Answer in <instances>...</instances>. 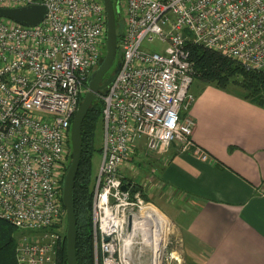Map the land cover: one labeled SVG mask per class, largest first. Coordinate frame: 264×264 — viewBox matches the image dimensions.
Segmentation results:
<instances>
[{
    "label": "built area",
    "instance_id": "1",
    "mask_svg": "<svg viewBox=\"0 0 264 264\" xmlns=\"http://www.w3.org/2000/svg\"><path fill=\"white\" fill-rule=\"evenodd\" d=\"M33 3L47 6L34 26L0 17V218L21 230L18 264H59L71 122L106 51L107 14L103 0H0V6ZM123 9L121 67L98 92L104 107L92 206L95 264L98 256L102 264H134L136 233L126 220L142 207L158 211L121 173L135 169L140 147L164 155L175 144L209 158L193 140L189 44L264 70V0H126ZM109 215L118 221L113 228ZM167 222V229L144 230L148 242L140 232L153 264H171L169 254L180 261L169 251Z\"/></svg>",
    "mask_w": 264,
    "mask_h": 264
},
{
    "label": "crops",
    "instance_id": "2",
    "mask_svg": "<svg viewBox=\"0 0 264 264\" xmlns=\"http://www.w3.org/2000/svg\"><path fill=\"white\" fill-rule=\"evenodd\" d=\"M193 89V140L209 158L172 145L144 192L174 223L175 264H264V106L201 80Z\"/></svg>",
    "mask_w": 264,
    "mask_h": 264
},
{
    "label": "trees",
    "instance_id": "3",
    "mask_svg": "<svg viewBox=\"0 0 264 264\" xmlns=\"http://www.w3.org/2000/svg\"><path fill=\"white\" fill-rule=\"evenodd\" d=\"M112 1L116 9L118 29L122 13L121 0ZM118 5L120 6L119 11L117 9ZM122 34L123 30L118 33V50H121L120 39ZM189 48L190 58L195 69V79L215 84L225 89H236L244 97L264 106V70L249 68L244 63L202 44L190 43ZM83 97L84 95L80 97V103ZM103 107V101L98 96L93 101L82 125V155L74 186V204L77 220L76 250L79 264H95L92 206L94 178L96 176L94 177L93 172V156L96 151L102 153V146H97L96 139L101 125L100 122H102ZM70 146L71 153L68 157L69 161L65 165V173L72 158L71 139ZM65 173L62 178V188ZM126 178L131 179L129 177ZM135 189H140L144 197L148 198L141 186L135 184ZM64 221L67 223V215ZM19 230L14 224L0 218V264H18L16 245L20 234L18 233ZM59 259V264H69L67 260L66 226ZM100 264H102L101 257Z\"/></svg>",
    "mask_w": 264,
    "mask_h": 264
},
{
    "label": "water",
    "instance_id": "4",
    "mask_svg": "<svg viewBox=\"0 0 264 264\" xmlns=\"http://www.w3.org/2000/svg\"><path fill=\"white\" fill-rule=\"evenodd\" d=\"M107 14V38L106 52L94 69L88 80V89L77 109L71 125V143L72 158L68 165L63 179L62 200L67 215V260L69 264H79L77 259V220L74 204V186L77 171L80 165L82 155V125L84 118L92 106L93 101L98 97L100 90L106 89L115 79L120 67L121 61L118 62L114 73L105 77L108 70L112 67L118 50V29L116 21V9L112 0H103ZM119 11L120 6H117ZM47 14V6L44 3H33L19 6H0V17L10 18L11 20L25 25L34 26L41 22ZM122 188L127 190L128 186ZM109 237H106L108 239Z\"/></svg>",
    "mask_w": 264,
    "mask_h": 264
},
{
    "label": "rangeland",
    "instance_id": "5",
    "mask_svg": "<svg viewBox=\"0 0 264 264\" xmlns=\"http://www.w3.org/2000/svg\"><path fill=\"white\" fill-rule=\"evenodd\" d=\"M125 1L126 0H121V20L118 23V33H120L121 30L124 31V9L123 7L125 6ZM121 59V50H117V55H116V59L112 65V67L108 70V72L106 73L105 77L110 76L112 73H114L115 68L117 67L118 62ZM199 83V80L195 79L192 86H191V90H194L193 88L196 87ZM87 91V90H86ZM194 92V91H192ZM85 95V93H84ZM100 128L97 134V139H96V144L97 146H101L102 142H103V125L102 122H100ZM141 154L137 155L136 157H134V159L132 160L133 162V167L135 168L134 170L130 171V168H123L122 169V175L124 174V172L127 174V177H130L132 179V181H134V183L139 184V186L142 187L143 191L144 190H148L149 189V185L144 187V183L147 181L149 182V176L152 175V177H157L158 176V172L160 171L161 167L164 166V159L160 158V154L153 152V151H149L146 148H141ZM102 153L100 151H96L94 156H93V172H94V177L98 174L99 172V167L102 161ZM69 161V159H68ZM151 174V175H150ZM155 176H154V175ZM125 176V177H126ZM153 178V180L157 179ZM149 179V180H148ZM138 181V182H137ZM94 184H95V178H94ZM144 196V195H143ZM145 198V197H144ZM146 200H151L150 198H145ZM151 202H153L151 200ZM154 203V202H153ZM155 205V203H154ZM156 208L158 209V211L164 216V218L168 221H170V223L173 224L172 219H170L161 209H159L157 207V205H155ZM170 224V228H169V233L168 234V240H169V251L173 252L176 249V245L178 244L177 241V237H176V233L177 231L175 230L174 224L172 225ZM65 226H67V223H65V221L62 224V231L64 232L65 230ZM93 230H94V223H93ZM21 230H19L18 233H20ZM27 233H32L33 231L27 230L25 231ZM138 238V239H136ZM134 240L137 242H134V247L132 250V257L134 259V264H153V256L151 254L150 249L147 247V245H145L144 243H142L141 241V236L140 233L137 232L134 236ZM174 255V253H173ZM168 260L171 264H175L174 260L171 258L170 254L168 255ZM98 264H100V257L98 256Z\"/></svg>",
    "mask_w": 264,
    "mask_h": 264
},
{
    "label": "bare ground",
    "instance_id": "6",
    "mask_svg": "<svg viewBox=\"0 0 264 264\" xmlns=\"http://www.w3.org/2000/svg\"><path fill=\"white\" fill-rule=\"evenodd\" d=\"M110 215L106 217V225L109 228H113L118 221L115 220V217ZM126 222L128 223L129 230L131 229V233L132 230H134V234L137 232L140 233L142 231L144 242H148V238H146L148 237V234L146 231H144L146 228H150L152 226L154 227L156 225L157 228L161 227L162 229H167L166 226L168 224L167 220L162 217L156 209L146 207H142L139 213L131 215V217L126 220Z\"/></svg>",
    "mask_w": 264,
    "mask_h": 264
}]
</instances>
